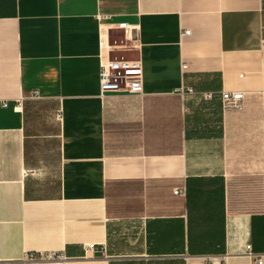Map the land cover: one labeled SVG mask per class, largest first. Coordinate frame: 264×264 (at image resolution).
I'll return each instance as SVG.
<instances>
[{"label":"crops","instance_id":"0c3cea01","mask_svg":"<svg viewBox=\"0 0 264 264\" xmlns=\"http://www.w3.org/2000/svg\"><path fill=\"white\" fill-rule=\"evenodd\" d=\"M108 55L141 61L142 95L99 96ZM260 256L264 0H0V263Z\"/></svg>","mask_w":264,"mask_h":264},{"label":"built area","instance_id":"2783aa9c","mask_svg":"<svg viewBox=\"0 0 264 264\" xmlns=\"http://www.w3.org/2000/svg\"><path fill=\"white\" fill-rule=\"evenodd\" d=\"M182 35H190L189 31H183ZM103 37V35H102ZM110 50L108 51L109 54ZM99 72H98V82H99V96L105 97L112 94H131V95H142L143 89V69L141 61L139 59H122L114 58L109 55L106 58H99L98 61ZM182 69H187V64H182ZM188 93L192 91L187 89ZM32 97L37 98L38 93L33 92ZM245 95L243 91H225L221 92L219 98L221 100V106L223 110H240L242 102ZM214 95L211 93L205 94L204 99H213ZM57 120H61L62 115L60 111L56 113ZM174 195L184 196V189H175ZM93 246H89L88 249H92ZM61 258L62 256L48 255L43 256L42 254H31L27 253L23 257L24 260L29 262H35L42 259H52ZM255 264H262V258L257 257L255 259ZM0 264H13L11 262H5Z\"/></svg>","mask_w":264,"mask_h":264},{"label":"rangeland","instance_id":"374dc122","mask_svg":"<svg viewBox=\"0 0 264 264\" xmlns=\"http://www.w3.org/2000/svg\"><path fill=\"white\" fill-rule=\"evenodd\" d=\"M57 119V118H56ZM49 128H50V130L52 131V129H54L55 128V130H56V125H55V127L53 126V123L49 126ZM48 147L50 148H52V150L53 149H55L56 148V139L54 140V139H50L49 140V144H48Z\"/></svg>","mask_w":264,"mask_h":264}]
</instances>
